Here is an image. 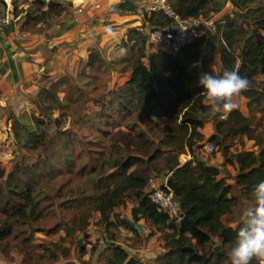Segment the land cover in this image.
Returning <instances> with one entry per match:
<instances>
[{
    "label": "trees",
    "instance_id": "trees-1",
    "mask_svg": "<svg viewBox=\"0 0 264 264\" xmlns=\"http://www.w3.org/2000/svg\"><path fill=\"white\" fill-rule=\"evenodd\" d=\"M167 1L182 18H205L216 2ZM39 3L44 4V0ZM230 3L236 14L223 19L219 35L206 33L175 54L158 49L149 58L146 28L167 26L169 19L144 13L141 26L130 29L123 40L130 53L128 59L107 61L91 51L85 68L76 77L64 76L40 87L34 103L40 106L42 117L9 113L17 146L37 154V159L29 167L0 177V254L15 248L23 264L27 260L28 264H45L67 257L65 250L58 252L44 248L43 242L35 243L33 234L62 229L65 235L60 242H65L87 226L80 216L71 222L59 219V224L50 228L42 224L48 214H55V199H72V193L61 194L58 188L48 193L55 179L77 175L86 176L97 190L89 202L91 210L99 212V222L105 225L109 240H116L117 228L110 221L114 208L123 206L129 195L136 197L130 219L115 218L135 238L138 230L134 225L140 219L161 235L163 251L153 264H260V252L264 251V0ZM45 4L43 10L24 11L21 29L51 21L67 9L63 5H71L65 0H47ZM97 71L108 74L106 77L127 72L130 76L109 90L110 79L97 82ZM237 91L248 99V112L260 114L262 125L258 130L249 116L238 110L230 111L225 119L218 117L215 107L228 105ZM104 92L109 96L106 99ZM96 94L99 98L94 102L99 109L82 117L84 105ZM54 112L56 117H52ZM66 118L73 128L60 126ZM75 119L106 138L108 149L104 150L99 141L94 154L90 141L79 134ZM208 120L213 122L214 134L207 142L213 143L216 151L219 148L223 163L232 164L234 160L237 164L233 184L218 177L220 167L197 156L204 145L200 129ZM51 124L56 131L48 134L46 128ZM120 126L133 134L122 143L107 134L108 127ZM237 135L252 139L258 150L232 153L234 141L226 139ZM183 153L190 158L181 163L179 156ZM161 174L177 201L178 218L159 210L148 196L149 178ZM245 206L249 208L246 220L235 227L223 222V218L227 223L233 221ZM6 239L17 240V244L11 247L3 241ZM79 250L84 253L83 247ZM80 263L91 264L88 259ZM96 264L140 262L116 245L105 249Z\"/></svg>",
    "mask_w": 264,
    "mask_h": 264
},
{
    "label": "crops",
    "instance_id": "crops-1",
    "mask_svg": "<svg viewBox=\"0 0 264 264\" xmlns=\"http://www.w3.org/2000/svg\"><path fill=\"white\" fill-rule=\"evenodd\" d=\"M69 1L73 6H69L58 16H53L51 21L28 29H21L24 21V11L26 9L43 10L47 0H44V4H40L39 0H12V20L2 30L0 45V162L4 159L2 153L6 151L3 146L5 139L9 140L12 145H17L10 129L9 113L20 115L24 113L30 114L31 112V115L39 116L41 108L34 103V100L37 99L40 87L49 86L64 76L77 75L85 68L91 51H97L107 61L128 59L130 53L123 46V40L126 39L130 29L141 26L145 13L143 12L145 10L144 7L150 2V0H130L135 4L136 9L127 11L119 7L120 3L125 0ZM0 6H2L1 3ZM233 14H236V10L232 7L230 0H216L214 9L207 14L205 19L218 22L226 16H233ZM156 51L158 49L148 48L146 45L147 57ZM145 64L148 65V60L145 61ZM112 76H114L113 80L122 81L119 84L122 85L129 79L130 72L123 74L113 73ZM111 84L112 86L110 85L109 89L114 87L113 83ZM94 100L95 98L87 101L83 108L84 113L99 109L98 104ZM247 105L248 99L242 95L241 91H237L232 95L228 105L216 106L215 110L223 115H227L230 111L238 110L242 115L249 116ZM68 127L65 126L63 129ZM73 127L74 125H71V128ZM47 128L49 130L54 128L52 133L56 131V127L53 124L52 126L48 125ZM200 132L204 136L202 143L205 145L208 138L214 134L213 122L211 120L204 122ZM240 137L243 143L238 148L237 144L240 142L234 143L230 147L232 153L258 150L252 139H248L245 136ZM17 148L20 149L18 146ZM16 152L18 154L21 152L17 160L24 158L26 153L21 149ZM197 156L201 157L199 153H197ZM206 160L209 165L221 168L219 178H224L229 184L234 183V175L237 171V164L234 160L232 164L223 163V156L220 151ZM0 165L2 166V164ZM3 170L6 176L8 170L7 168H3ZM160 177L153 175L155 179L164 178L163 176ZM244 208L236 215L233 221L227 223L225 218H223V222L228 226L235 227L239 222L246 220L249 208L248 206ZM116 210L117 207L114 208L110 221H114L118 229H124L125 232L129 233L128 239L131 238V241L137 244L125 247L119 241L109 240L104 230L103 233H100L102 248L120 245L127 250L129 256L137 259L140 264L146 263L148 259L153 257L155 259L156 255L163 251L164 246L163 239L157 238L159 233L152 232L151 228L153 229V226L148 221L140 219L134 225L138 230V237L134 239L135 235L133 232L119 225L116 221L115 215H118ZM95 214L100 218L99 212H95ZM118 217L120 219H130L129 213L124 216L118 215ZM41 234L44 235L41 232H35L33 236H40ZM64 235L65 232L63 233L62 231L60 236L63 237ZM85 235H94V232L86 231ZM39 243L37 242V244ZM262 258H264V251H261L260 254V264H264V259L262 260ZM59 259L63 258L60 257ZM153 262L151 261L150 263L149 261L150 264H153Z\"/></svg>",
    "mask_w": 264,
    "mask_h": 264
},
{
    "label": "rangeland",
    "instance_id": "rangeland-1",
    "mask_svg": "<svg viewBox=\"0 0 264 264\" xmlns=\"http://www.w3.org/2000/svg\"><path fill=\"white\" fill-rule=\"evenodd\" d=\"M70 2L69 0H65ZM71 3V2H70ZM65 8H68L67 6L63 5ZM71 7L73 6V4L71 3L70 5ZM77 7H79L77 5ZM82 8V7H80ZM141 10H143L141 8ZM144 12V11H143ZM146 51V50H145ZM84 69V68H83ZM82 69V70H83ZM82 70L79 72L81 73ZM78 73V74H79ZM95 73V72H94ZM77 74V75H78ZM96 74H98V79H96L97 82H102L105 80H109V84H108V89L109 86L113 83V88L118 87L119 84L122 82L118 79L113 80L114 76L111 77H106L107 75H105L103 72L101 71H97ZM72 76L73 78L76 77ZM113 75V74H112ZM255 85V84H254ZM252 87H256L252 86ZM110 90V89H109ZM104 96L105 99L108 98L109 96L106 94V92H104ZM102 97V96H101ZM95 99L99 98V94L94 95ZM90 98V99H93ZM89 99V100H90ZM264 106V102L262 103ZM85 106V105H84ZM91 112L88 113H84L83 111L81 112V116H86L87 114H90ZM26 115L30 116V114L25 113ZM57 116V113H53L52 117H54L55 115ZM38 115V114H37ZM41 115H39L40 117ZM42 117V116H41ZM249 118L251 120V123L254 127L255 130H258L260 128V126L262 125V122H260V114L257 112H254L252 114H249ZM83 120V118H82ZM82 120L79 121V119H75L74 122L76 123L75 125L78 127V132L79 134H83L85 135V137L87 138V140L90 141V148L93 150L94 154L97 153V150H99L97 143L99 141H102L105 149H108V146H106V138L102 137L99 133L94 132L95 130L92 129L91 127H89V125L87 124H83ZM254 124H257L256 126H254ZM72 122L70 120V118H66L64 120H62L60 126L63 128L65 126H69L71 128ZM52 126V124H51ZM68 127V128H69ZM54 129V128H53ZM52 129V130H53ZM67 129V128H65ZM52 130H49V128H47V133L48 134H53ZM108 136H113L114 138H117L118 142H121L122 140L128 141L129 138L133 136V134L128 133L129 131L126 130V128L124 126H120V128H110L108 127ZM230 138V137H228ZM226 139V141H234V143H238L237 144V148L239 147V145H241L242 139L240 137V135H237L235 137H233L232 139ZM6 141H4V147H5V152L2 153L4 159L1 160L2 162H0V164H2V166L0 165V177L5 176V171L3 170V168H7L8 173L11 171H18L21 168H25V167H29L31 164H33L36 159H37V154H31L26 152L24 154V158H20V160H17L21 154V152L18 154L16 151L20 150L17 148V145H12L11 142L7 139H5ZM205 142V141H204ZM122 143V142H121ZM199 154L201 155V157L205 158V159H210L211 157L214 156L215 153L219 152V148L217 147V151L214 153L208 152L206 151L204 145L199 149ZM27 154V155H26ZM97 155V154H96ZM190 158V155L187 153H183L179 156V160L181 163L186 162L188 159ZM2 172V173H1ZM159 176H163V174L159 175ZM6 177V176H5ZM58 188V191L61 194H65V193H72V199L71 200H65V199H61V198H57L54 201V207H55V214H48L45 218V220L42 222V224L45 226V228H50L51 226H53L54 224H59V219L62 220H68V221H72L75 217L80 216L83 219H86L87 225L84 228V230L82 231H75V234L70 237L69 239L67 238L65 242H60V234L64 230L60 229L54 233H50V234H44V235H34V242H40L44 244V248L46 246H48V248H55L56 251L58 252H64L67 254V259L63 258V259H59L53 262H47L45 264H63L67 262H70L72 264H81L80 261H87V259L90 261L91 264H96L97 261L100 259L101 254L103 253V251L105 249L102 248L101 246V240H100V233H103V231L105 230L104 227L105 225L99 222V218L98 216H96L95 212L96 211H92L91 210V203L89 202L90 198H94L97 195V190L95 189L94 185H92V183L89 181L88 178H86V176H77V175H68V176H60L57 177L54 181V184L51 185L50 189H48V193L53 194V190H56ZM62 202H65V204L63 206H58L60 204H62ZM137 203L136 197H134L133 195H129L128 199L126 200V203L121 207H117L116 213L118 215H122L124 216L125 214L129 213L130 214V208L131 206L135 205ZM53 207V209H54ZM59 211V212H58ZM240 213V211H238L236 213V215ZM112 215V214H111ZM110 215V216H111ZM117 228V227H116ZM146 229V228H145ZM152 232L153 229L151 228ZM86 231H93L94 235H85ZM115 231V229H114ZM128 234L127 232H125L124 229H116V241H119L121 244H123L125 247H130L132 245H136L137 243H134L133 241H131V238L128 239ZM44 236V237H43ZM75 238V239H74ZM141 239V237H139ZM158 239H161V235H158L157 237ZM134 239H136L134 237ZM6 242H9V244H11V247H13V245L17 244V240H3ZM128 241V242H127ZM137 242V241H135ZM147 242V241H146ZM84 243V244H83ZM1 244V241H0ZM10 247V248H11ZM83 247V251L84 253H82L79 248ZM93 249V251H92ZM42 250V248L40 249V251ZM47 250H51V249H47ZM35 251V250H34ZM36 251H39L36 250ZM9 252V251H7ZM27 252H30L27 250ZM6 253V252H5ZM89 257H88V255ZM160 254V253H159ZM158 254V255H159ZM0 257H2V259H0V263L3 264H23V257L21 254L18 253L17 249L13 248V250H11L9 253H7L6 255H1ZM157 257V255H156ZM154 257L151 259H148L146 263L144 264H150L151 261L153 262ZM150 261V263H149ZM261 261V260H260ZM154 263V262H153ZM28 264V260L27 263Z\"/></svg>",
    "mask_w": 264,
    "mask_h": 264
},
{
    "label": "built area",
    "instance_id": "built-area-1",
    "mask_svg": "<svg viewBox=\"0 0 264 264\" xmlns=\"http://www.w3.org/2000/svg\"><path fill=\"white\" fill-rule=\"evenodd\" d=\"M0 45L1 33L12 20V0H0ZM144 12L148 15L157 14L160 17L169 19L167 26H148L146 28V45L148 48L161 49L164 52L175 54L181 48L206 33L219 35L224 20L214 22L205 18L185 17L182 18L174 12L167 0H150L145 5ZM220 119L226 115L219 114ZM206 151L216 152L213 143L206 142ZM166 176L162 179L149 178L147 192L151 201L161 211L166 212L172 218H178L179 208L172 191L166 183Z\"/></svg>",
    "mask_w": 264,
    "mask_h": 264
},
{
    "label": "water",
    "instance_id": "water-1",
    "mask_svg": "<svg viewBox=\"0 0 264 264\" xmlns=\"http://www.w3.org/2000/svg\"><path fill=\"white\" fill-rule=\"evenodd\" d=\"M119 7L121 9L127 10V11H134L136 9L135 4L132 1H130V0H125V1L121 2L120 5H119ZM255 85H257V83ZM260 254H261V252H260ZM263 259L264 258H262V260Z\"/></svg>",
    "mask_w": 264,
    "mask_h": 264
}]
</instances>
